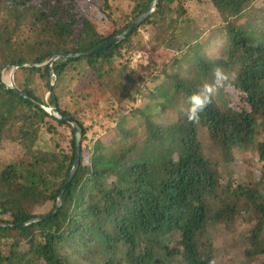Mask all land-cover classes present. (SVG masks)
Listing matches in <instances>:
<instances>
[{
  "label": "trees",
  "instance_id": "trees-1",
  "mask_svg": "<svg viewBox=\"0 0 264 264\" xmlns=\"http://www.w3.org/2000/svg\"><path fill=\"white\" fill-rule=\"evenodd\" d=\"M200 1L208 27L183 38L179 57L156 61L186 24V0H120L128 11L118 17L109 0H0V150L19 149L0 167V264H214L221 250L210 230L239 222V264L264 257V0ZM148 10L119 43L74 57ZM136 52L147 58L140 72L130 67ZM216 68L226 77L219 85ZM10 71L24 97L3 81ZM204 84L214 95L190 123L188 98ZM228 88L257 107H231L220 97ZM142 101L146 113L136 109ZM51 108L82 130L68 183L74 131ZM97 112L101 133L88 143L85 118ZM135 116L141 123L130 125ZM239 154L252 173L226 180Z\"/></svg>",
  "mask_w": 264,
  "mask_h": 264
},
{
  "label": "rangeland",
  "instance_id": "rangeland-1",
  "mask_svg": "<svg viewBox=\"0 0 264 264\" xmlns=\"http://www.w3.org/2000/svg\"><path fill=\"white\" fill-rule=\"evenodd\" d=\"M109 3L112 7L116 8L115 15L113 17H118L122 13L124 14L127 12V5H124L123 12L121 11L122 3L120 0H109ZM200 0H186L185 7L188 10V16L186 17L185 26L180 27L174 34V36L170 39V41L167 43L169 46L165 49V52H160L159 54H155L154 59L158 61V59H163L164 55L167 54V57H170L171 55L173 58L179 57L182 53V51L177 50L180 43H184L183 38H186L189 36L188 39H191V34L194 30H202V28L208 27V13L205 6L201 5ZM214 25V23L210 22L209 29L207 31H210V27ZM197 34V33H196ZM193 34V35H196ZM142 35H144V41L148 38L147 32H142ZM203 37L206 38L208 36V33L199 32L197 34V37ZM222 40V38H221ZM220 40V41H221ZM185 44V43H184ZM170 53V55H169ZM129 56V55H128ZM158 58V59H157ZM146 54H143V52H136L133 53L129 60H130V67H132L136 72H140L142 70V66L145 63L146 60ZM172 59V58H171ZM11 74L12 71L6 72L3 75V81L7 85H11ZM63 86L66 85L65 89L70 90V88L77 87L75 85V82H71L66 80ZM47 96V95H46ZM225 102L229 103L231 107L235 109H243L247 112H250L252 107L256 108L257 106L255 104L248 103L245 100V96L242 92L238 91L237 89L228 88L224 90L223 95L220 96ZM64 99H66L65 103H67L69 106L74 104L73 99L70 101H67L68 98L66 95H64ZM46 101V99H45ZM144 104L145 102L142 101L140 104L136 106L137 111H141L146 113L144 111ZM65 106V107H68ZM258 105V104H257ZM107 108V106H106ZM101 109H105V106L102 105ZM49 110V109H48ZM102 115L100 112H97V117L93 115H87L85 125L89 128V134H88V143L91 141L97 139L100 136L101 130L99 128V121H101ZM104 121V119H102ZM101 121V122H103ZM138 123H141V118L139 116H135L132 119L129 120L130 125H136ZM66 137L70 139L71 134L69 130H66ZM52 137L45 133L40 134V141L41 143L45 142L48 149H54L53 143H52ZM19 149L17 147L6 145V148L4 150H0V167L3 164H8L10 161H14L16 158H19ZM249 156H241L240 154L237 155V160L230 165H228L227 169L228 172L222 173V175H225L226 180L231 179L235 182H244L247 180V178L251 175L252 170L248 167V158ZM86 158V155H85ZM250 163V162H249ZM225 183V181H223ZM50 209V205H47L46 207L38 208L36 211V214H45ZM247 228L246 225L241 224L240 222L237 223L231 230H226L223 226H218L210 230V234L212 237L213 244L221 250L220 254L216 256L214 259V264H239V256L237 255L238 247L237 244L241 241V235L244 233L245 229ZM260 260L255 262L254 264H264V257L259 258Z\"/></svg>",
  "mask_w": 264,
  "mask_h": 264
},
{
  "label": "water",
  "instance_id": "water-1",
  "mask_svg": "<svg viewBox=\"0 0 264 264\" xmlns=\"http://www.w3.org/2000/svg\"><path fill=\"white\" fill-rule=\"evenodd\" d=\"M158 4V0H155V6ZM151 11L148 10L146 11L126 32H124L120 37L118 38H115L114 40L110 41L109 43L103 45L102 47L98 48L97 50L91 52V53H87V54H81V55H77V56H74V57H85L89 54H92L94 52H97L103 48H108L116 43H119L126 35H128L132 29L134 28H137V26L139 25L140 22H142L145 17L150 13ZM55 59L57 58H54L52 59L50 62L44 64L43 66H46V65H49L51 66L53 64V62L55 61ZM11 88L17 93L19 94L20 96L24 97V95L17 89L15 88V86L13 85V82H12V74H11ZM49 113L51 114V116L55 117L56 119L60 120V121H63V122H66L68 123L72 128H73V131H74V137H75V162H74V166L72 168V171L70 173V176L68 178V181L67 183L74 177L76 171H77V168L79 166V162H80V148H81V127L77 124V122H75L73 119L69 118V117H66L60 113H58V111L55 109V108H51L48 110ZM66 187V185H65ZM65 187L63 188V190L65 189ZM62 196V193L59 195L58 197V202H57V209H56V212L58 211V208L60 206V198ZM55 212V214H56Z\"/></svg>",
  "mask_w": 264,
  "mask_h": 264
},
{
  "label": "clouds",
  "instance_id": "clouds-1",
  "mask_svg": "<svg viewBox=\"0 0 264 264\" xmlns=\"http://www.w3.org/2000/svg\"><path fill=\"white\" fill-rule=\"evenodd\" d=\"M152 12V11H151ZM216 83L219 85L226 77L221 69H214ZM215 88L212 85L204 84L195 94L188 98L189 107L185 110V114L190 123H198L200 114L211 103V97L214 95Z\"/></svg>",
  "mask_w": 264,
  "mask_h": 264
}]
</instances>
